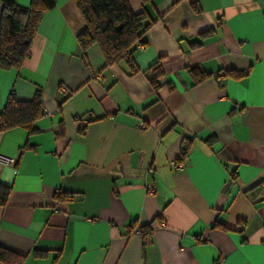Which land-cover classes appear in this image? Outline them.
I'll list each match as a JSON object with an SVG mask.
<instances>
[{"label": "crops", "instance_id": "obj_1", "mask_svg": "<svg viewBox=\"0 0 264 264\" xmlns=\"http://www.w3.org/2000/svg\"><path fill=\"white\" fill-rule=\"evenodd\" d=\"M127 1L154 21L136 72L81 51L73 0L0 69V113L12 91L44 109L36 134L0 133V247L24 264H264V0Z\"/></svg>", "mask_w": 264, "mask_h": 264}, {"label": "trees", "instance_id": "obj_2", "mask_svg": "<svg viewBox=\"0 0 264 264\" xmlns=\"http://www.w3.org/2000/svg\"><path fill=\"white\" fill-rule=\"evenodd\" d=\"M148 4L152 0H141ZM86 28L77 41L83 53L97 45L103 55L105 68L126 60L132 71L133 55L138 45H146L145 37L154 25L147 13L134 14L127 0H73ZM0 69L20 70L31 54V45L43 15L55 7V0H31L28 7L12 0H0ZM195 78L198 69L188 70ZM163 71L159 64L151 69L150 83L156 91ZM202 74L195 84L207 78ZM44 116L42 96L37 93L32 102H21L12 91L0 113V133L22 129L36 134L35 124ZM29 148L28 145L24 149ZM10 189L0 186V207L6 206ZM66 197L58 196L57 199ZM151 225L148 227L150 231ZM144 233V229H141ZM25 257L0 247L1 264H24Z\"/></svg>", "mask_w": 264, "mask_h": 264}, {"label": "built area", "instance_id": "obj_3", "mask_svg": "<svg viewBox=\"0 0 264 264\" xmlns=\"http://www.w3.org/2000/svg\"><path fill=\"white\" fill-rule=\"evenodd\" d=\"M0 161H4L6 164L10 163L9 160H4L0 157ZM173 168L182 170L185 166L182 164L172 163ZM150 193H153V190H149ZM140 232V231H139Z\"/></svg>", "mask_w": 264, "mask_h": 264}]
</instances>
